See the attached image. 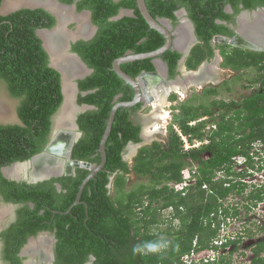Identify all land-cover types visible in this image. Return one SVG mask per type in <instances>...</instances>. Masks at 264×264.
Listing matches in <instances>:
<instances>
[{
	"label": "trees",
	"instance_id": "16d2710c",
	"mask_svg": "<svg viewBox=\"0 0 264 264\" xmlns=\"http://www.w3.org/2000/svg\"><path fill=\"white\" fill-rule=\"evenodd\" d=\"M62 1L72 4L76 0ZM2 2L0 0V7ZM146 4L154 18L170 19L174 25L178 22L176 12L180 9L188 11L200 41L187 61L188 68L195 70L211 57V43L216 35H232L228 27L216 23L217 20L231 22L233 19L226 13V7L231 5L237 13L242 10L240 5L252 10L264 6V0H146ZM124 9L133 10L134 16L112 20ZM78 10L91 11L92 19L99 27L92 41L75 47L94 71L88 79L80 82V89L83 92L96 90L93 94L80 96V102L96 106L98 110L80 116L79 125L86 135L76 144L73 157L99 164L101 155L98 150L115 98L123 95L121 102L133 99L130 86H126L112 70L114 61L129 52L141 54L158 50L166 39L150 28L136 0H81ZM53 24L54 19L41 9H23L0 15V84H4L18 101L20 119L14 125L0 123V194L7 204L31 201L35 205L33 209L26 206L20 210L17 221L0 233L3 255L14 264H20L16 256L18 249L28 237L41 231L56 232L57 250L61 260L65 259L64 264H83L87 256L95 257V264H181L182 257L193 250L195 239L199 241L197 250L216 249L214 241L231 215L224 207V201L232 194L244 195L249 186L235 179L246 175L234 170L237 158H246L247 165L254 168L253 150L257 145L264 146V51L221 44L222 67L235 73L253 70L256 78L244 88L258 85L260 88L238 102L214 99L207 106L197 107L192 104V99L180 102L173 107L178 112L173 115L169 143L154 141L141 148L132 168L124 161L123 154L129 143L141 142V125L131 119L130 109L118 110L107 142L104 170L87 184L82 195L84 203L66 213L90 171L80 169L77 177L60 179L72 183L68 192L61 194L52 186L56 179L26 186L7 179L2 173V167L26 162L44 151L53 130V119L63 104L61 74L49 66L43 40L37 35L38 30L50 29ZM181 56L179 52L169 50L163 57L171 78L177 75ZM122 69L136 78L142 71L154 72L155 66L147 59L124 64ZM226 90L231 91L228 82L204 89L203 95L218 96ZM170 99L175 102L179 96L172 94ZM210 118L214 119L213 124H208ZM191 122L196 124L192 126ZM173 125L178 126L191 142L208 140V143L200 149L184 152ZM207 128L208 133L205 132ZM205 155L208 158L205 159ZM191 162L199 164L197 185L186 195L176 193L168 184L181 182V172ZM132 171L149 178L151 186L142 184L127 192V176ZM222 172L224 176H221ZM115 173H118L114 180L117 196L113 198L109 185ZM233 176L235 178H231ZM261 190L250 192L246 201H251L254 207L263 202ZM168 208L173 209V218L178 219L180 225L170 226L166 232H151V226L166 223L161 211ZM159 236L170 240L165 252L132 255L131 249L136 243ZM240 242L230 240L225 246ZM254 252L252 264H264V256H261L264 241L256 243ZM220 263L230 264V261L222 257Z\"/></svg>",
	"mask_w": 264,
	"mask_h": 264
},
{
	"label": "flooded vegetation",
	"instance_id": "af4514ba",
	"mask_svg": "<svg viewBox=\"0 0 264 264\" xmlns=\"http://www.w3.org/2000/svg\"><path fill=\"white\" fill-rule=\"evenodd\" d=\"M114 1H120V0H114ZM11 2H12V0H11ZM31 2L35 6L25 5V6L18 7L15 10H11V8L8 9L7 7L6 8L4 7L5 0H3L1 8L4 11V13H6V14L3 13V16L9 15L15 11H19V10H23V9H34V10L35 9H41V10H44L45 12H47L54 19V24L50 29L49 28L40 29L37 32V35L43 40V47L45 48L47 55H48L49 66L51 68H54L55 70H57L61 74L62 85L63 86L68 85L69 91L71 90L70 92L73 93V97H74L73 103L74 104L72 105V103H70L68 109L72 110V112H73L72 115H74L76 113V118L74 120L75 122L74 121L71 122L70 119H65L64 120V129L65 130L66 129H68V130L74 129L75 125H78V129L74 133L76 134V136L79 135L78 140L80 141V139H83L86 135L85 132H83L81 130L80 125H79L80 116L82 114H86L88 112L98 110V108L96 106L85 104V103L82 104L80 102V96L84 97V96H87L89 94H93L96 92V90H89V91L83 92L80 89V82L88 79L93 74L94 71L92 68L89 67V65L85 62V60L78 54V52L75 51V47L81 46L82 42L92 41L96 37L99 27L93 21L91 11H89V10L79 11L78 10V6L81 3V0H76L72 4H66L62 0H44V1L31 0ZM35 2H37V3H35ZM239 9H242V10L235 13L234 8L231 5H228L226 7L225 11L227 14L233 16V19L231 20V22L221 21V20L216 21L217 24L225 25L226 27H228L229 30L231 31L232 35L231 34H225V35L222 34V35H216L213 38L212 43H211L212 48H213V52L211 54V57L208 60H206L207 66L213 65L209 68L210 71L202 70L201 68H203L205 66L200 65L199 69L197 70L196 77L195 76H190V77L185 76L186 74L191 73V69H189L187 66V61H188L189 57L191 56V52L196 46H198L200 44V41H199L197 34H196L197 40L194 42H191L192 41V39H191L192 35L189 33L188 24L185 23L183 25L184 27L181 28V34H180V37L178 39V46L183 47V48L191 47V50L190 51L188 50V52L186 54H184V53H180L179 51H177L176 49L173 48V51H177L182 55L181 59L178 61V67H177V71H176L177 75L174 78H171L169 70H168V78H167V80H164L162 75L148 76L149 74L152 75L154 72H149V71L145 70V71L140 72V74L136 78H134L137 81H139V84L141 87L142 86L145 87V85H147V87L142 90L140 102L133 108H127V109H130L131 119L133 121H135L136 124L141 125V134H140L141 142L133 143L134 145H137V147L140 145L137 152L134 154H132L133 147H131L130 143L128 144V146H126L125 152L123 154L124 161H126L128 163L130 157L131 158L137 157L139 150L141 148H143L144 146H149L152 144L151 142H148V140H147V138L150 139V137L152 136L153 132L151 130H149V131L147 130L146 134L148 136L145 137V132H144L143 126H144V123L146 121V118H144L142 116V111L149 108V107H152L151 104L153 102L159 101L160 97L162 96L160 94V92L166 91V92L172 93L173 91H175L177 89L181 90V88H184V87H185L184 90L183 89L182 90L186 91L188 89V87L193 83L194 84H203L205 86V85L214 84V83L220 84L221 81H222L221 84H223L225 82H229L228 80H226L227 78H224L225 73H228V71L229 72H234V71L222 67V64L224 63V58L222 56L221 49L219 46L221 44H226V43H222V42H220V40H222L223 38L237 40L238 46H232V45H230V46L235 47V48L244 49V50H250V49L243 48L241 46L251 47L254 49H256L255 48L256 46H257V49L259 47H264V26L256 25L255 27L252 28L251 24L246 20V18L244 16V14L248 13L247 14L248 17L252 18L250 20L251 22H253L255 19L264 20V6H259L255 9L248 10V9H245L242 5H240ZM259 9L263 10V11H258ZM124 11L127 12V9L121 10L118 16H121L123 13H125ZM125 16H129V15L128 14L123 15L121 18H123ZM185 17H187L188 19L191 20L187 10H186ZM177 19H178V22L176 25H173V30H176L182 24L181 18L177 16ZM192 23L194 25L195 33H196L195 24L193 21H192ZM261 23L264 24L263 21ZM247 39H255V41H256L255 45L256 46H254L252 43H248ZM227 45H229V44H227ZM252 51H254V50H252ZM129 53H131V52H129ZM183 58H184V61L182 60ZM219 59H221V61ZM163 60H164V58H163ZM140 61H144V60H140ZM152 63H153V60H152ZM216 70H219V71H216ZM218 75L220 78L218 77ZM179 76H180V78L182 77V80H183L182 86H180V84H175L174 87H172L175 90H173L171 88V85H169V84L167 85L165 83L166 81L168 83L169 81L175 80L176 78H179ZM125 84H126V82H125ZM63 86H62V88H63ZM126 86H130V85L126 84ZM158 88L161 91H159ZM148 90H149V93H148ZM132 91H133V99H134L135 98V91H134L133 87L130 86L129 92H132ZM178 93L180 94V92H178ZM122 96L123 95H119L115 98L114 105H116L118 102H120V99L122 98ZM146 97H147L148 101H147ZM169 100H171V99H169ZM148 103H149V107L147 106ZM85 105H87L88 107H91L92 109L87 110V111L81 110L83 107H85ZM76 107L78 108L77 110H76ZM157 119L161 120L160 117H158ZM171 120H173V118ZM15 124H18V123H15ZM157 124H159V123H157ZM157 124L156 123L154 124V126L156 125L155 128L157 127ZM10 125H14V124H10ZM161 129L166 130L164 127H162ZM168 129H169V126H168ZM59 133H60V131H59ZM159 135L160 134H158V136ZM171 136H172V134H171L170 129H169V138ZM70 137H72V136H70ZM169 138L167 139V142H166V140L163 142L165 144H168ZM63 139L64 138H60V142L58 143L59 145L62 144ZM52 142H55L54 125H53L52 133L49 135L48 141H47L44 149H46ZM78 142L76 141L75 145H73L69 158L64 157V155H66V150H67V148H69V145H70V141H67L66 146L63 145L59 149L61 154H56L60 157V158L56 157V159H58L57 163H54V164L50 163V165H49L50 168L53 167V169L55 168L56 171L61 170V174L58 176L52 175L49 179H42V180L36 181V180L32 179L33 171H34L33 167H31L29 169H25L21 166L14 165V164H16V162L9 165V166L2 167V173L4 174V176L7 179L15 181L19 184H24L26 186H34V185L37 186L38 184L48 182L52 179H56L52 184V186H54V189H55L54 191L57 192L58 194H61L62 192L67 193L68 187L71 186L72 183L68 182L69 180H66L65 182H61L60 179H62L64 177L69 178L72 176L77 177L78 171H80V169L83 170V168L78 166V163L82 162V161L76 160L73 157L74 156L73 155L74 149H75V146ZM135 158H134L133 165L135 163ZM68 159L70 160V162H72L70 165L65 163ZM50 160H52V159H50ZM45 162H47V161H44V163ZM62 162H64V164H62ZM17 167H18V169H16ZM67 171H69V173H67ZM38 173L36 172L35 174H38ZM109 188H110V186H109ZM0 199L4 200V198L1 194H0ZM56 202H58V200H56ZM59 202H60V200H59ZM10 205L13 208L12 210H14V217L11 219L10 223L5 228H3L2 230L11 227L12 224L17 221V219L19 217V211L20 210L24 209L26 206H28L31 209H33L35 207L34 203L31 201H29L27 203H18V204H10ZM263 224H264V221H263ZM263 227H264V225H263ZM2 230L0 231V233L2 232ZM43 234H48V235L50 234V237H49L50 239L45 240V237L43 236ZM32 239H34V242H32ZM259 241H264V239L259 240ZM239 245L240 244H236L233 246L231 245L230 246L231 248L229 247L230 249H227L225 251V253L220 252V253L224 254V256L226 257V259H228V261H230V264L232 263V261H231L232 255L238 251ZM16 247H17V245H16ZM255 247H256V244L253 245V247L251 248L252 252H253V256L251 258L250 264H252L253 258L255 257V252H254ZM3 248H4L3 247V241H1L0 242V250L3 251ZM57 248H58V239L56 237V232L55 231H50V232L41 231L36 236L28 237L26 242L18 249L16 256L19 258L20 264H64L65 259L62 258V260H61ZM261 256H264V253H261ZM119 260H121V257L119 258ZM3 261H4V264H14L11 259H7L4 255H3ZM120 263H121V261H120ZM83 264H95V257H93V256L88 257L87 256L86 260L84 259Z\"/></svg>",
	"mask_w": 264,
	"mask_h": 264
},
{
	"label": "rangeland",
	"instance_id": "374dc122",
	"mask_svg": "<svg viewBox=\"0 0 264 264\" xmlns=\"http://www.w3.org/2000/svg\"><path fill=\"white\" fill-rule=\"evenodd\" d=\"M35 6L32 4L31 0H5L4 7L11 8V10H15L18 7L21 6ZM72 11V10H71ZM0 12L4 13L2 9H0ZM248 19V16H247ZM224 78H227L229 85L231 87V91H221L220 95L218 96H208L203 95V91L206 88H209L211 86L219 87L223 84H209L205 86H200L201 88H198L199 85L188 87L186 91H183L184 88L177 89V91H173L172 93H168L166 91L160 92L162 95L158 101V105H161V108L165 110V112L161 113V110H158V116L162 117L161 120H156V122H153V126L156 123H159L156 128L151 130V125L147 127V124L144 123L143 129L146 133L147 130H151L154 134V138L151 136L150 139L153 142V140L161 142L165 144L163 141L169 138V129L168 126L172 123L171 119L173 118V113H177L172 108L173 106H176L178 102H186L189 99H192V104H194L196 107L198 105H205L207 106L210 104V102L214 99L216 100H225L226 102H229L228 100H235L240 101L243 97H246L247 95H251L252 92H254L256 89L260 88V85L254 86V87H245L248 84H251V80L256 78V73L252 70L244 71L240 73L235 72H229L225 73ZM2 85V86H1ZM180 87V86H179ZM183 89V90H182ZM159 91H161L158 88ZM158 91V92H159ZM172 94H179L180 100L177 102H172V100H169V97ZM206 98V99H205ZM163 100V101H162ZM4 104V105H3ZM73 109V108H72ZM153 109L147 108L142 111V116L146 118L148 115L151 118H156L155 116L150 115L149 113ZM69 114L72 112V110L68 109ZM148 112V113H147ZM76 114V113H75ZM60 115V111L57 113V116ZM172 115V116H171ZM72 116V115H71ZM70 116V117H71ZM76 116V115H75ZM218 117V114H216ZM214 118V117H213ZM210 118L208 124H213L212 122L214 119ZM152 120V119H151ZM18 118V101L12 97L8 90L6 89L4 84H0V122L6 125L19 123ZM160 121V122H159ZM161 127H164L166 130H160ZM146 130V131H145ZM157 130V131H156ZM210 130L207 128L205 130L206 133H208ZM157 132V133H156ZM158 134H160L158 136ZM206 141V140H205ZM151 142V143H152ZM258 151V156L255 157L254 160V170L251 171L250 177L243 178L242 180H245L244 182L247 183L249 186L246 188V192L244 195L239 196L236 194L230 195L226 201H224V207L229 209L230 218L226 220L223 225L221 226L222 231H220V236H230L238 238L241 243L239 245L238 251L232 255V263L231 264H250L251 258L253 256L252 247L256 244L259 240L264 239V228H263V221H264V201L261 203H258L255 207L252 205L251 201H246V197L248 198L250 192L256 190V189H262L261 191L264 193V146L263 145H257L256 148L253 150ZM135 158V157H134ZM134 158H129V166L133 167ZM244 168V166L239 167V169ZM261 168V170H260ZM18 169V167L16 168ZM142 184L151 186V183L149 181V178H143L141 176H138L134 171H132L127 176V183H126V191L130 192L132 190H135L139 188ZM259 186V187H258ZM261 187V188H260ZM110 195L115 198L117 196L115 187L113 185V182L110 186ZM146 204L149 203L148 199H146ZM11 207L10 204H7L4 202V200L0 199V231L5 228L11 221V219L14 217V210ZM3 211V212H2ZM2 212V213H1ZM137 212H140V210L137 209ZM161 216L165 220L156 226H151V232L153 233H159L160 231H165L172 227H178L180 225L179 220H174L172 217L170 209L168 210H162ZM174 220V221H172ZM172 222V223H171ZM45 237V240H49L50 234H43ZM42 237V236H41ZM36 241V240H35ZM231 248V247H230ZM229 248V249H230ZM233 250V249H232ZM0 264H4L3 261V253L0 250Z\"/></svg>",
	"mask_w": 264,
	"mask_h": 264
},
{
	"label": "water",
	"instance_id": "95a60500",
	"mask_svg": "<svg viewBox=\"0 0 264 264\" xmlns=\"http://www.w3.org/2000/svg\"><path fill=\"white\" fill-rule=\"evenodd\" d=\"M136 2H137V6H138L140 13L142 14L143 18L148 23L150 28L154 29V30L158 31L160 34H162L165 37L166 42L158 50L148 52V53H141V54H134L131 52V53H128L125 56H122V57H120L114 61L112 70L121 79H123L126 82V84L131 85L133 87V89L135 91V98L130 102H119L116 105H114V107L112 108L111 113L109 115V118L107 119L106 129L104 131V134H103V137H102V140L100 143V147L98 150L100 155H101V162L98 165H91L90 163L86 164L84 162L78 163V166H80L81 168L89 169V170H91V172H90L89 176L82 182V184L80 186V190L78 191V194L76 196V200H75L74 204L68 209V211L66 213L71 212L73 207H75L76 205L82 204L81 197H82V193H83L86 185L88 184L89 181L96 179L99 172H101L105 168L106 163H107V142H108V139L110 137L112 127H113V123H114V120H115V117H116L118 110L122 109V108H132V107L136 106L141 100V88H140L139 81H137L136 79L131 77L129 74H127L122 69V65L132 63L134 61L150 59V60H153L154 66L157 69V71L160 70V66H163L165 69L166 68L168 69L167 64L165 63V61L162 58L166 52H168L169 50H173V48H174L177 51H179L180 53L186 54L188 52V50L189 51L191 50V47L183 48V47L178 46V39H179L180 34H181V28L184 27L183 25L185 23H187L189 25L188 30H189V33L192 35V37H191L192 41L191 42H194L197 40L195 28H194L192 21L190 19H188L187 17H185V14H186L185 9H181L180 11L176 12V15L181 18L182 24L176 30H173V23L170 19L154 18L151 15V13L147 7L146 0H136ZM258 11H263V10L259 9ZM124 12L125 13H123L121 16H116L115 18H113V20H119L123 15H126V14H128L129 16H134V11L127 10V12L126 11H124ZM247 14H244V16L245 17L248 16ZM262 21L264 22V20L255 19L253 22L250 23L251 27L253 28L256 25L264 26V24L261 23ZM247 40H248V43H252L254 46H256L255 45L256 44L255 39H247ZM220 42L226 43V44H229L232 46H238L237 40L223 38L222 40H220ZM241 47L248 48V49L254 50L256 52H263L264 51V47H259L258 49H257V46L255 47L256 49L251 48V47H246V46H241ZM182 60L184 61V58ZM153 75L156 76L157 73H154L152 75L149 74L148 76H153ZM68 88H69L68 85L63 86L64 101H63L61 108L59 109L60 115H58V116L56 115L54 117V138H55V142H52L46 148L44 153L34 156L28 162H23V163L18 162L17 163V165H19L25 169H29V168L33 167V170H34L33 171V177H32L33 180L37 181V180H42V179H49L52 175H54V176L60 175L61 170L56 171V169L55 168L53 169V167H51L52 168L51 169L49 167L50 163L51 164L57 163L58 159H56V157L57 158H60V157L56 154H61L59 149L63 145L66 146L67 141H70V145H69V148H67L66 155H64V157L69 158L73 145H75V142L78 141V139H79V135L75 136V134L73 133L78 129V125L74 124L75 125L74 129H69V130L66 129L67 131L64 129V121L63 120L70 119V121L72 122L76 118V116H74L76 114L72 115L73 112H70V114L68 112L69 104L70 103H72V105L74 104L73 103V101H74L73 93H71L70 92L71 90L69 91ZM77 109L78 108L76 107V110ZM90 109H92V108L85 105V107H83L81 110L87 111ZM59 131H60V133H59ZM70 136H72V137H70ZM60 138H64L61 145L58 144L60 142ZM147 140H148V142H152L151 139H149V138H147ZM130 145H131V147H133L132 154L136 153L138 148L140 147V145L137 147V145H134L133 143H130ZM50 159H52V160H50ZM44 160H46L47 162L44 163ZM65 163L70 165L72 162H70V160H67ZM62 164H64V162H62ZM36 172L37 173L39 172V173L35 174ZM67 173H69V171H67ZM113 179H114V177H111V181Z\"/></svg>",
	"mask_w": 264,
	"mask_h": 264
},
{
	"label": "clouds",
	"instance_id": "9594fccd",
	"mask_svg": "<svg viewBox=\"0 0 264 264\" xmlns=\"http://www.w3.org/2000/svg\"><path fill=\"white\" fill-rule=\"evenodd\" d=\"M2 6V5H1ZM0 9H2L1 7H0ZM181 10V9H180ZM186 10V9H185ZM3 11V10H2ZM129 11H133V10H129ZM4 14H6V13H4ZM0 15H3V12L2 13H0ZM133 17V16H132ZM246 18V20L249 22V23H251V19L252 18H250V17H248V19H247V16L245 17ZM172 23H173V21H172ZM174 25V24H173ZM39 31V30H38ZM220 61H221V59H219ZM166 63V62H165ZM167 64V63H166ZM201 65H203V66H205V67H203V68H201L202 70H204V71H210V67L211 66H213V65H210V66H207V64H206V61H204ZM217 66V65H216ZM167 67H168V69L166 68H164L163 66H160V70L159 71H157V69L155 68V71H154V73H157V75H162V77H163V79L164 80H167V78H168V70H169V66L167 65ZM199 69V67L197 68V69H195V70H193V69H191V73H188V74H186L185 76H195L196 77V75H197V70ZM216 71H219V70H216ZM153 73V74H154ZM218 77H219V75H218ZM220 78V77H219ZM182 82H183V80H182V77L180 78V76H179V78H176L175 80H172V81H169L168 83H167V81L165 82L167 85L169 84V85H171V88L172 87H174V85L175 84H180V86H182ZM220 83H222V81L220 82ZM185 84V83H184ZM215 85H216V83H214ZM196 85H199L198 87L199 88H201L200 86H204L203 84H191L190 86L191 87H193V86H196ZM131 86V85H130ZM189 86V87H190ZM147 87V85H145V87L144 86H140V88H141V94H142V90L144 89V88H146ZM173 89V88H172ZM173 90H175V89H173ZM175 91H177V90H175ZM148 93H149V90H148ZM168 93H170V92H168ZM171 97V96H170ZM170 97H169V99H170ZM146 99H147V97H146ZM179 100H180V97H179ZM178 100V101H179ZM132 101V100H131ZM147 101H148V99H147ZM171 101V100H170ZM177 101V102H178ZM121 102V101H120ZM123 102H130V101H123ZM172 102H174V101H172ZM176 102V101H175ZM119 103V102H118ZM180 102H178V104H179ZM177 104V105H178ZM147 106L149 107V103L147 104ZM151 106L152 107H149V108H151V109H153L149 114L150 115H152L153 114V116H155V114H157L155 117L156 118H151L149 115L146 117V121H145V124H147V127L149 126V125H151V130H153L154 128H153V122H156L155 120H157V118L159 117L158 115V110H161L162 108H161V105H158V102H153L152 104H151ZM135 107V106H134ZM174 107V106H173ZM172 107V108H173ZM133 108V107H132ZM122 109H127V108H122ZM120 110V109H119ZM163 110V109H162ZM175 111V110H174ZM163 112H165V110H163V111H161V113H163ZM176 112H178V111H176ZM173 115H174V113H173ZM172 116V115H171ZM152 119V120H151ZM202 120H204V118L202 119ZM172 121V123L169 125V129H171L170 127L172 126V124H173V120H171ZM196 124V122H191L190 123V125H192V126H194ZM214 129L216 128L215 126H212ZM162 128V127H161ZM173 128H174V130L176 131V133L178 134V136L180 137V139H181V141H182V143H183V145H182V148H183V151L184 152H189V151H191V150H195V149H200L203 145H205V144H207L208 143V140H206V141H199V140H195L194 142H191L190 140H189V138L182 132V130L178 127V126H176V125H173ZM211 128V126L209 125V129ZM160 130H162V129H160ZM146 131V130H145ZM163 131V130H162ZM71 133V132H70ZM74 133V132H73ZM75 134V133H74ZM152 135H154V134H152ZM75 136H76V134H75ZM153 138H154V136H152ZM79 141V140H78ZM77 141V142H78ZM155 140H153V142H154ZM152 142V143H153ZM132 143V142H131ZM256 148V147H255ZM45 150L46 149H44V151L43 152H41V153H39V154H42V153H44L45 152ZM254 153H255V155H254V160H255V157L256 156H258V151L256 152V151H254ZM39 154H36V155H39ZM36 155H34V156H36ZM33 156V157H34ZM262 156H264V155H262ZM32 157V158H33ZM206 158H208V155H205V159ZM31 160V159H30ZM69 160V159H68ZM29 161V160H28ZM28 161H26V162H28ZM44 161H46V160H44ZM82 162H84V163H86L85 161H82ZM247 160H246V158H244V157H238L237 158V165H236V167H235V171H239V172H245L246 173V175L245 176H243V177H240V178H235L234 176L233 177H231V178H235L236 180H241V181H245V180H242L243 178L245 179L246 177H250V174L249 173H251V171H253L254 170V168H251V167H249L248 165H247ZM17 163L18 162H16V164H14V165H17ZM19 163H23V162H19ZM87 163H90L91 165H98V164H93V163H91V162H87ZM86 163V164H87ZM19 166V165H18ZM198 166H199V164L198 163H196V162H191V163H189L188 164V166H186L183 170H182V172H181V175H182V181L181 182H171V183H169L168 184V186H170L171 187V189H173V190H175V192L176 193H182L183 195H186L187 193H188V191L190 190V188H192V187H194V186H196L197 185V182H198V178H199V173H198ZM241 166H244V168H241V169H239V167H241ZM16 167V166H15ZM52 169V168H51ZM84 170H88V171H90L91 172V170H89V169H86V168H83ZM104 170V169H103ZM102 170V171H103ZM100 173V172H99ZM90 174V173H89ZM117 174L118 173H115V174H113L111 177H114V179L111 181V183H110V185L109 186H111V184H112V182H113V185H114V180H115V178H116V176H117ZM89 176V175H88ZM87 176V177H88ZM98 176V175H97ZM221 176H224V173L222 172L221 173ZM86 177V178H87ZM85 178V179H86ZM97 178V177H96ZM84 179V180H85ZM111 179V178H110ZM90 182V181H89ZM88 182V183H89ZM81 186V185H80ZM87 186V185H86ZM259 187V186H258ZM261 187H264V186H261ZM260 187V188H261ZM86 188V187H85ZM203 188H207V186L206 185H204L203 186ZM79 190H80V188H79ZM85 190V189H84ZM82 195H83V193H82ZM81 202L82 203H84V201H82V197H81ZM87 207V206H86ZM168 209H170V211H171V214H172V217H174L173 216V209L172 208H168ZM168 209H163V210H168ZM140 210V209H139ZM72 211V210H71ZM229 219V218H228ZM228 219H226V220H228ZM176 220H178V219H176ZM222 231V230H221ZM230 240H239L238 238H236V237H231L230 238V236L228 235V236H225V235H223V236H220V233H219V237L214 241V245L215 246H217V248L215 249V248H205V249H201V250H197L198 249V246H199V241H198V239H195L194 240V242H193V250L191 251V253H189V254H186V255H184L183 257H182V259H181V264H221L220 263V261H221V259H222V257H225L224 256V254H222V253H220V252H224L225 253V251L227 250V249H229V247L231 246V245H229V246H225V244L226 243H228ZM32 242H34V239H32ZM241 243V242H240ZM169 246H170V240L167 238V237H165V236H159V237H157V238H155V239H147V240H142V241H140V242H138V243H136L133 247H132V249H131V251H132V255L133 256H136V255H149V254H151V255H160V254H162L163 252H165L168 248H169ZM233 246V245H232ZM194 254V257L192 256Z\"/></svg>",
	"mask_w": 264,
	"mask_h": 264
},
{
	"label": "bare ground",
	"instance_id": "6f19581e",
	"mask_svg": "<svg viewBox=\"0 0 264 264\" xmlns=\"http://www.w3.org/2000/svg\"><path fill=\"white\" fill-rule=\"evenodd\" d=\"M41 1H44V0H41ZM35 3H37V2H35ZM188 27H189V25H188ZM53 52V51H52ZM64 68V67H63ZM69 73V72H68ZM70 75V74H69ZM192 81V80H191ZM163 101V100H162ZM4 105V104H3ZM69 112V111H68ZM161 119H162V117H160ZM64 121V120H63ZM158 125V124H157ZM148 135L145 133V137H147Z\"/></svg>",
	"mask_w": 264,
	"mask_h": 264
},
{
	"label": "built area",
	"instance_id": "2783aa9c",
	"mask_svg": "<svg viewBox=\"0 0 264 264\" xmlns=\"http://www.w3.org/2000/svg\"><path fill=\"white\" fill-rule=\"evenodd\" d=\"M192 256L194 257V254Z\"/></svg>",
	"mask_w": 264,
	"mask_h": 264
}]
</instances>
